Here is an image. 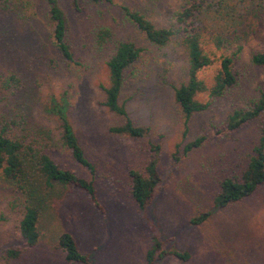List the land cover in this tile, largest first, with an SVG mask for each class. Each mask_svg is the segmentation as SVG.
Instances as JSON below:
<instances>
[{"label":"rangeland","instance_id":"obj_1","mask_svg":"<svg viewBox=\"0 0 264 264\" xmlns=\"http://www.w3.org/2000/svg\"><path fill=\"white\" fill-rule=\"evenodd\" d=\"M56 1L65 17V41L73 62L47 39L44 1L8 0L4 8L0 5V127L4 125L8 134L25 136L58 166L89 178L87 169L58 141L51 109L63 108L94 166L99 207L76 187L43 185L39 238L27 247L17 230L20 196L0 172V254L8 247L21 250L15 260L4 262L0 256V264H80L65 261L56 247L62 231L73 235L91 264H147L145 252L152 248L151 264H264V181L240 200L223 207L213 203L219 180L239 175L257 139L259 119L233 131L222 128L231 110L247 107L259 90L264 91V65L250 63L251 53L264 54V17H250L243 23L236 17L237 10L231 12V4L222 6L210 23L206 10L194 16V26L204 31L202 48L211 58L197 78L210 85L220 59L230 55L235 82L207 109L189 118L183 135L182 117L169 87L186 78L187 57L175 22L182 0H77V10L71 0ZM121 5L157 27L172 28L174 35L161 47L148 43L124 17ZM243 25L242 39L225 47L216 48L212 36L208 37L214 26L230 30ZM99 28L109 30L111 42L96 43ZM125 40L141 49L123 70L119 93L132 121L149 127L137 138L110 134L107 128L121 119L99 104L104 95L101 86L107 85L105 62L115 43ZM236 44L240 50L232 56ZM196 99L208 100L207 93H198ZM198 135H204L203 142L183 153L182 146ZM150 157L161 179L142 212L130 196L128 171L143 173ZM203 212L208 215L202 222H188ZM157 238L161 243L154 247ZM175 251L187 252V259L181 260Z\"/></svg>","mask_w":264,"mask_h":264},{"label":"trees","instance_id":"obj_2","mask_svg":"<svg viewBox=\"0 0 264 264\" xmlns=\"http://www.w3.org/2000/svg\"><path fill=\"white\" fill-rule=\"evenodd\" d=\"M46 4L44 26L47 30V39L63 58L72 61L69 46L65 41V17L63 11L56 0H42ZM91 2L110 3L112 0H89ZM8 0H0V5L4 8ZM73 9L77 10V0L70 2ZM231 12L237 10L236 17L243 20L253 17L256 20L264 17V0H182L180 9L175 13V22L181 29V45L183 46L187 65L185 69V80L177 85L170 84V90L174 103L177 105L182 117V134L187 129L189 118L194 114L207 109L216 98H220L235 82V74L231 70V56H224L220 59L219 69L213 76L212 83L206 85L203 80L197 78V72L211 63V58L202 48L204 38L203 30L194 26V16L206 10L209 23L215 20L221 11V7H229ZM124 17L130 21L143 35L144 39L157 47L166 45L175 30L170 27H157L151 23L143 14L130 9L125 5L120 6ZM245 25L238 29H229L227 26L221 29L214 26L208 37L216 48L225 47L232 42L242 39L246 33ZM231 37V38H230ZM98 45L111 42V34L107 28H99L95 33ZM230 38V39H229ZM233 38V39H232ZM240 50V44H236L231 55L234 56ZM141 49L133 42L125 40L118 41L114 45V51L106 60L107 85L101 86L104 93L99 102L106 111L120 117V123L109 126L107 131L116 136L137 138L144 136L149 127L137 125L128 116L124 101L119 100V93L123 84V70L132 64L139 56ZM250 63L253 65H264V54L253 52L250 54ZM206 92L208 100L200 101L196 99L198 93ZM58 128L59 143L66 148L72 159L81 167L87 169L89 178H84L68 168L58 166L53 159L43 149H36L25 136L17 137L8 134L4 125L0 127V172L4 180L11 184L20 196L21 216L17 222V230L20 237L24 240L27 247L36 244L39 238L38 205L43 200L40 191L41 187H50L52 184L62 186H73L85 192L89 201L99 207L95 196L93 184L94 166L85 156L82 146L79 144L73 127L69 122L65 111L61 107L51 109ZM259 119L258 135L255 143L250 148L245 166L238 176L224 177L218 182V192L213 198V203L217 207H223L228 203L240 200L250 195L253 190L264 181V91L259 90L255 98L251 99L245 108H234L231 110L223 122L222 129L233 131L244 125L250 120ZM204 140V135H198L186 142L182 146V152L186 153L198 147ZM153 150L156 145H150ZM141 173L131 169L128 171L130 179V196L137 208L144 212L155 196L160 183V175L155 169V159L150 157L149 161ZM208 212L200 213L189 218L190 224L202 222ZM152 235V234H151ZM156 236V234H153ZM152 236V237H153ZM160 240H154L153 246H159ZM56 247L64 255V259L71 263L91 264L86 254L79 251L73 235L68 231L60 232L56 237ZM154 248L146 250L145 260L151 264L154 258ZM165 252V251H163ZM21 250L18 248H5L0 256L4 262L18 259ZM174 254L181 260L188 257L185 251H175ZM158 257V255H157ZM6 264V263H2Z\"/></svg>","mask_w":264,"mask_h":264}]
</instances>
